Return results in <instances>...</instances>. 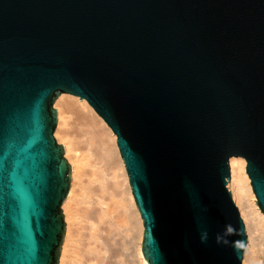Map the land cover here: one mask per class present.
Returning a JSON list of instances; mask_svg holds the SVG:
<instances>
[{"label": "water", "instance_id": "1", "mask_svg": "<svg viewBox=\"0 0 264 264\" xmlns=\"http://www.w3.org/2000/svg\"><path fill=\"white\" fill-rule=\"evenodd\" d=\"M61 91L115 131L148 264H243L227 161L264 212V0H0V264H57Z\"/></svg>", "mask_w": 264, "mask_h": 264}, {"label": "bare ground", "instance_id": "2", "mask_svg": "<svg viewBox=\"0 0 264 264\" xmlns=\"http://www.w3.org/2000/svg\"><path fill=\"white\" fill-rule=\"evenodd\" d=\"M71 95L61 91L53 99V106L56 101L57 108L54 137L56 135V141L61 143L63 156L69 165L66 200L60 203L64 231L57 264H77L87 261L88 256L92 258V264H106L108 261L104 255L107 253L113 254V258L109 256L112 260H117L115 254H121L117 263L113 261L114 264H148L141 251L143 221L116 142L117 135L112 128L106 127L105 118L89 106L87 98ZM227 163L229 196L246 233L243 264H264V212L256 201L246 170V159ZM94 196L99 197L98 202L106 204L107 208L101 206L100 212L93 213L90 205L81 209L79 206V210L73 207L75 201L90 204L88 199ZM106 196H109V202ZM109 219L114 222H108ZM102 222L109 223V232H113L112 241H115L113 245L106 242L107 239L102 241L99 228ZM119 234L122 238L118 241L116 237L118 235L119 238Z\"/></svg>", "mask_w": 264, "mask_h": 264}, {"label": "rangeland", "instance_id": "3", "mask_svg": "<svg viewBox=\"0 0 264 264\" xmlns=\"http://www.w3.org/2000/svg\"><path fill=\"white\" fill-rule=\"evenodd\" d=\"M71 96H73V97H75L74 95H71ZM56 102V101H55ZM55 102H54V106H55ZM55 108H56V106H55ZM57 109V108H56ZM71 121H72V118H71ZM74 121V120H73ZM56 130V129H55ZM55 138H56V135H55ZM57 142L58 143H60L58 140H57ZM61 144V143H60ZM108 177V179H110V181H112V178H109V176H107ZM86 180V179H85ZM86 182H87V180H86ZM95 197L96 196H94L93 197V199H88V201H89V203L90 204H79V203H77L76 201V203L75 202H73V207L74 208H76V210H79V209H77V208H79V206H80V209L81 208H84V207H88L87 205H90V209L92 210V212L93 213H95L96 211L97 212H100V208H102L101 206H103V208L105 209V207L107 208V205L106 204H103V205H101V203H99L98 202V199L97 198H99V197H96V199H95ZM90 201H92V202H90ZM95 201V202H94ZM105 201V200H104ZM106 201L107 202H109L110 201V199H109V196H106ZM96 204V205H95ZM76 205H77V207H76ZM85 205V206H84ZM94 205V206H93ZM98 206V207H97ZM100 206V207H99ZM105 206V207H104ZM92 207V208H91ZM96 209V210H95ZM100 209V210H99ZM95 211V212H94ZM115 216H116V214H114ZM110 220L111 219H109V220H107L108 222H110ZM112 221V220H111ZM77 222H79V221H77ZM76 222V223H77ZM108 222H106V223H101V224H99V228H100V231H101V238L103 237V239H102V241L103 240H106V242L108 241L110 244H114V242L112 241V238H113V236H112V234H113V232H112V234H110V232H109V229H110V226H108ZM112 222H114V220L112 221ZM109 227V228H108ZM112 229V228H111ZM102 230H103V232H102ZM104 230H105V232H104ZM115 233H118V232H115ZM248 233V232H247ZM103 234V235H102ZM110 234V235H109ZM108 235H109V237H108ZM105 236V237H104ZM111 236V237H110ZM120 238H122V236L119 234V238H118V235H117V237H116V239H118V241L119 240H121ZM110 239H111V242H110ZM106 255H108V256H106ZM106 255H104V257L106 258L105 259V261L107 260L108 262L106 263V264H111V263H113V261L115 260V259H111V258H113V254L111 255V254H109V253H107ZM109 256H111V258L109 257ZM109 257V258H108ZM115 257H116V259L118 260V259H120V257H121V254L119 255L118 254V256H116V254H115ZM90 258V259H89ZM110 259V260H109ZM89 260H92V258L90 257V256H88L87 257V261L89 262V263H87V261H80V262H78L77 264H92L93 263V260L92 261H89ZM117 260H115L114 262L115 263H117L116 261ZM109 262H111V263H109ZM101 264V263H100ZM114 264V263H113Z\"/></svg>", "mask_w": 264, "mask_h": 264}]
</instances>
